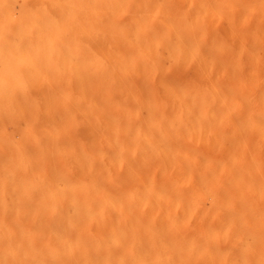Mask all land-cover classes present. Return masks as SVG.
I'll return each mask as SVG.
<instances>
[{"label":"clouds","instance_id":"clouds-1","mask_svg":"<svg viewBox=\"0 0 264 264\" xmlns=\"http://www.w3.org/2000/svg\"><path fill=\"white\" fill-rule=\"evenodd\" d=\"M0 264H264V0H0Z\"/></svg>","mask_w":264,"mask_h":264}]
</instances>
